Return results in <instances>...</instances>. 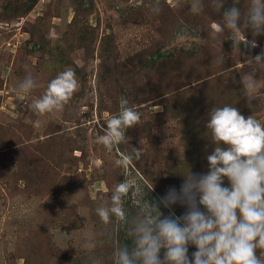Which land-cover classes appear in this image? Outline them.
Returning <instances> with one entry per match:
<instances>
[{"label":"rangeland","instance_id":"1","mask_svg":"<svg viewBox=\"0 0 264 264\" xmlns=\"http://www.w3.org/2000/svg\"><path fill=\"white\" fill-rule=\"evenodd\" d=\"M154 3L0 0V264H113L114 249L132 245L128 225L114 218L104 225L95 209L110 204L117 183L133 179L158 203L170 188L179 192L190 170L207 173L212 107L231 105L264 123V98L248 106L241 81L252 75L256 95L264 97V70L245 63L264 51V34L245 30L258 46L241 45L239 54L227 33L212 37L222 13L211 0L200 14L191 12V0L179 7L160 0L159 13ZM246 4L237 7L243 12ZM230 7L226 0L224 9ZM69 68L79 91L63 111L34 114L32 100ZM29 72L39 87L22 96L15 89ZM122 97L140 111L141 123L126 131L130 139L119 152L109 151L96 138ZM133 148L143 149L141 158L117 166ZM140 203L125 197L130 218ZM160 209L186 211L179 203ZM195 250L189 245L190 258Z\"/></svg>","mask_w":264,"mask_h":264},{"label":"clouds","instance_id":"2","mask_svg":"<svg viewBox=\"0 0 264 264\" xmlns=\"http://www.w3.org/2000/svg\"><path fill=\"white\" fill-rule=\"evenodd\" d=\"M225 2L211 0L212 10L222 13V23L212 30V37L227 33L232 50L239 54L241 45L257 47L255 39H247L245 30L250 29L253 37L264 34V0H247L243 12L237 7L241 0H232V7L227 9ZM174 6L179 7L180 0ZM190 8L193 14H200L204 0H191ZM161 10L160 0H155L152 11ZM216 59L219 64L225 61L223 56ZM245 63L252 69L264 70V51L248 57ZM241 81L248 106L264 98L256 95L252 75H242ZM37 87L29 72L15 91L24 96ZM79 89L75 71L66 69L48 82L30 108L37 116L63 111ZM207 117L205 128L215 146L206 157L207 173L190 170L179 192L170 188L158 203L149 202L145 198L148 193H143L135 180L125 178L110 190V204L95 209L104 225L111 224L113 218L128 225L132 245L117 246L112 253L113 264H264V123L253 115L245 117L231 105L212 107ZM140 123V111L122 97L120 111L105 120L106 129L96 143L119 152V146L130 139L126 131ZM142 154V148H133V153L121 155L115 163L127 169ZM225 178L229 186H224ZM151 190L153 187L148 191ZM130 193L141 202L131 218L124 207ZM177 203L186 207L182 216L162 213L160 205L171 208ZM189 245L196 249L191 258ZM93 264L102 262L94 259Z\"/></svg>","mask_w":264,"mask_h":264}]
</instances>
